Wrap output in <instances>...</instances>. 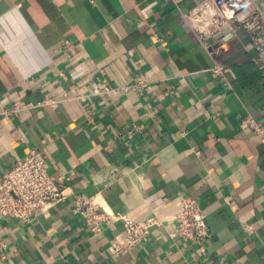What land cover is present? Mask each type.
Returning a JSON list of instances; mask_svg holds the SVG:
<instances>
[{"label": "crops", "instance_id": "obj_1", "mask_svg": "<svg viewBox=\"0 0 264 264\" xmlns=\"http://www.w3.org/2000/svg\"><path fill=\"white\" fill-rule=\"evenodd\" d=\"M252 55L242 31L216 48L227 90L168 0H0V174L37 148L72 193L137 220L191 196L210 231L201 247L170 237L169 221L116 254L120 225L92 234L69 196L2 219L0 264H264V139L243 122L264 127V61Z\"/></svg>", "mask_w": 264, "mask_h": 264}, {"label": "built area", "instance_id": "obj_2", "mask_svg": "<svg viewBox=\"0 0 264 264\" xmlns=\"http://www.w3.org/2000/svg\"><path fill=\"white\" fill-rule=\"evenodd\" d=\"M168 1L177 9L195 39L211 55L213 63L209 70L227 90L232 87L225 74L226 64L216 56L219 44L242 31L253 50L251 60L255 63L264 61V13L255 0H198L188 12L181 10L179 0ZM153 38L161 40L155 33ZM146 85L147 76L140 74L129 87L140 91ZM53 103L51 98L39 101L41 105ZM21 109L22 106L13 105L3 113L9 115ZM243 122L264 139L262 125L251 117L244 118ZM69 196H72L73 211L81 216L92 234L101 232L104 225H120L121 233L114 235L108 245V250L116 254L137 248L152 227L166 226L169 221H172L170 237H179L184 242L190 241L202 247L210 236L206 215L195 198L180 195L174 201L175 211L172 214L137 220L102 205L92 197L72 193L60 179L47 172V156L37 148L29 149L0 174V224L5 217L29 221ZM2 247L4 244L0 242Z\"/></svg>", "mask_w": 264, "mask_h": 264}]
</instances>
